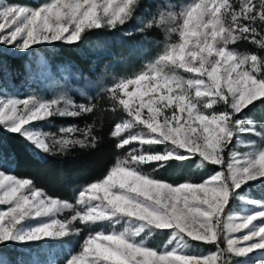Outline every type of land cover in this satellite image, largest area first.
<instances>
[{
    "label": "snow or ice",
    "instance_id": "obj_1",
    "mask_svg": "<svg viewBox=\"0 0 264 264\" xmlns=\"http://www.w3.org/2000/svg\"><path fill=\"white\" fill-rule=\"evenodd\" d=\"M134 22L164 34L139 71L109 84L94 64L41 59L53 95L0 93V249L68 245L56 264H264V200L251 195L264 192V122L252 115L264 116V0H0V76L13 71L9 52L83 55L93 34L130 36L122 30ZM243 42L257 51H240ZM105 114L120 154L74 202L14 174L19 156L5 152L6 138L34 156L95 149ZM58 118L85 122L40 126ZM244 137L259 142L242 152ZM191 164L207 178L160 175ZM238 202L252 210L235 213ZM200 245L213 251H193ZM0 264H9L2 252Z\"/></svg>",
    "mask_w": 264,
    "mask_h": 264
},
{
    "label": "trees",
    "instance_id": "obj_2",
    "mask_svg": "<svg viewBox=\"0 0 264 264\" xmlns=\"http://www.w3.org/2000/svg\"><path fill=\"white\" fill-rule=\"evenodd\" d=\"M24 2L34 3L35 0H24ZM166 2L170 4H184L190 2V0H166ZM135 28L136 24L134 22L122 30L123 32H131L132 35L130 36L112 32H104L100 35L93 34L90 37L89 44L84 49L83 55L67 48L40 50L36 54H41L44 59H50L52 62L72 60L81 67L85 65L92 66L94 64L97 74L104 75L105 81L111 83L113 75L118 77L120 73H123L122 76H128L140 70L141 58L136 56V53L146 43H155V45L146 51L144 55L146 58L155 56L162 46L161 42L164 36L162 31L152 30L142 34L136 32ZM239 50L242 52L257 51L253 45L247 42L241 43ZM6 62L13 71H5L0 76V93L7 92L11 95L25 96L37 93L38 91L44 94L50 92L48 81L43 83L34 75V69L32 68L34 64L28 57L25 60L20 56L7 54ZM27 62H31L30 70L26 76H22L21 64ZM252 115L258 123L264 122V116L259 111ZM114 119L111 115L105 114L103 126L98 132L102 139L97 148L84 150L77 148L63 156H34L31 152L25 153L19 141L6 138L5 152L9 150L16 151L19 156V163L11 165L15 170L14 174L22 177H32L38 186L44 188L53 197L74 202L82 186L102 178L115 162L116 156L120 154L116 152L114 139L109 135ZM70 122L83 125L85 121H65L58 118L51 125L46 122H40V126L45 131H56L60 125ZM209 173L210 169H200L195 164H191L184 167L175 166L168 168L165 171H161L160 175L172 182H182L184 180L199 182L207 178ZM251 195L253 198H264V192H262L259 185L251 190ZM240 208L241 204L239 202L233 206L234 211H238ZM80 239L82 240L83 237ZM68 247V245L60 244L10 245L0 249V252H2L3 258L9 264H26L29 261L28 257L32 253L38 254L40 258H46L47 254L51 253V264H56L57 261L63 258ZM75 247L78 250V242H76ZM193 251L209 253L213 249L211 246L200 245L193 249Z\"/></svg>",
    "mask_w": 264,
    "mask_h": 264
},
{
    "label": "rangeland",
    "instance_id": "obj_3",
    "mask_svg": "<svg viewBox=\"0 0 264 264\" xmlns=\"http://www.w3.org/2000/svg\"><path fill=\"white\" fill-rule=\"evenodd\" d=\"M153 45H155V43H153V42L146 43L145 46L139 52L136 53V56H138V57L141 58V68H142L143 64L147 60L152 59L153 57H155V56L147 57V58L144 57L146 51H148L149 48L151 46H153ZM8 54L9 55H13L11 52H9ZM28 59L31 60L33 62V64H34V66H32V68L34 69V73H35L34 75H36V78L39 79L43 83H46V81H48V84L50 85V88H49L50 89V92H52L51 94H50V92H48V94H44V93L38 91L37 93H32V94H35V95H44V96H51V95H53L54 94V91H55L54 82L51 81V80L49 81V79H47L46 73L43 71V66L40 63V60L41 59H44L43 56L41 54H36L35 55V59H34V57L30 54L29 57H28ZM31 71H33V70H31ZM32 74H33V72H32ZM122 75H123V73H120L117 78L121 77ZM130 90H131V87H130ZM3 94L11 95V94H9L7 92L6 93H3ZM21 97H23V96H21ZM243 139H244L245 143L239 146L240 151H242V152L245 150L246 144H247V141L248 140L256 139L257 142H259L258 141V138H253V137H244ZM256 199H262V200H264V198H256ZM0 207H3V206H0ZM251 210H252L251 209V206L241 205L240 210L234 211V212L237 213V214H243V213H248ZM205 254H207V253H205ZM28 259H29V261L26 264H51L52 263V261H51V253H48L47 256H46V258H40V256L38 254L32 253L28 257Z\"/></svg>",
    "mask_w": 264,
    "mask_h": 264
}]
</instances>
